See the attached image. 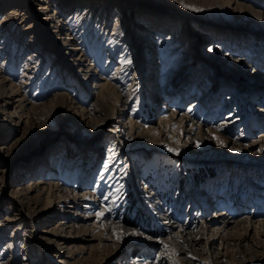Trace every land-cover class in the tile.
Returning a JSON list of instances; mask_svg holds the SVG:
<instances>
[{
  "label": "rangeland",
  "instance_id": "obj_1",
  "mask_svg": "<svg viewBox=\"0 0 264 264\" xmlns=\"http://www.w3.org/2000/svg\"><path fill=\"white\" fill-rule=\"evenodd\" d=\"M254 1L264 11V0ZM118 3L105 24L100 11L96 24L93 12L73 19L83 33L78 47L89 49L82 65L63 54L62 37L47 56L40 52L37 73L30 71L38 82L57 81L31 85L40 133L10 148L28 155L3 176L12 180L34 164L36 172L13 187L47 176L51 203L44 192L38 209L50 210L18 207L6 187L0 264H264V21L248 11L230 16L215 0ZM133 3L138 11L123 6ZM148 11L153 20L169 19L167 27L155 21L137 28ZM115 27L122 39L108 60L104 47ZM179 32L178 51L162 52V41ZM21 68L9 73L15 81ZM100 77L117 93L96 96ZM112 110L121 114L118 130ZM230 116L234 123L223 124ZM58 199L66 202L54 206ZM215 212L224 215L213 218ZM64 223L66 234L78 237L49 241L46 231Z\"/></svg>",
  "mask_w": 264,
  "mask_h": 264
},
{
  "label": "bare ground",
  "instance_id": "obj_2",
  "mask_svg": "<svg viewBox=\"0 0 264 264\" xmlns=\"http://www.w3.org/2000/svg\"><path fill=\"white\" fill-rule=\"evenodd\" d=\"M174 1L179 0H157V4H160L162 2L165 4H169L174 3ZM118 2L119 0H111L109 6L104 7L102 6L105 5L103 0H0V197L5 195L6 187L11 188L9 189V192H7V195L13 198L18 207L23 209H31L29 210V212L31 211L32 214L38 215L40 213H43L42 211L44 210H50L49 204H47V206L43 209H38L39 201H41L40 196L43 195L44 192H46L47 201L48 197L52 195V187L51 184L47 181V176H43V178L37 179L35 181H28L26 185L21 184L23 185V187L19 186L14 188L13 186L18 183V179H25L27 177V174H30L29 172H36L37 168L34 167V164L29 163L27 164L29 169L26 171V173H24L26 175L19 174L17 178H14L12 180H10V178L8 177L6 179V177L3 176L7 172V168L12 167L14 165L13 163L17 161V159L26 158V156L28 155L25 153V151L24 154L26 155H19L18 152L12 151L10 150V148L13 146L25 147L26 139L30 137L34 138L40 133L36 132V129H40L38 127L40 123H38L39 120H37V118L35 117L36 114L34 115V113H36L37 104L33 103L32 97H30L29 95L31 85H37L38 90H40L43 89L45 85H47L46 87L51 88V84L54 83V81H57L53 80L51 76L49 77V81L46 80V78H43L38 82V80H35L36 78H34L30 71H33V73H37V66H39L43 62V60L39 58V55L41 54L40 52H43V54L47 56L50 51L54 50L52 46L55 45V42H59V39L62 37L65 41L63 42V44H61V48L66 50L63 54L65 56H73V61H71L73 63L71 64L78 65L81 63L82 65L85 62L87 54L89 53V49L87 48L86 50L83 47H78L81 44L79 37H81L83 33L74 27V20L78 19L81 13L87 15L93 12L94 14L90 18V23L96 24L98 18H96L95 16L100 11V16H103L102 23L105 24V21L107 22V19H109V12H114L118 9L117 7L120 5ZM215 2L218 5L223 4L222 6L224 7V9H226L225 11H228L229 9L228 15L230 16L233 15L234 17H236L239 14L244 15L245 11H248L249 13L253 14V17H256L260 21H264V11L263 9H261L262 7L255 3L254 0H215ZM123 6H125V8H129V10L138 11L137 5H135L134 3L127 5L124 4ZM67 10H72L73 14H69ZM143 15L144 20H141L137 23L135 22L137 28H144L145 31V29L148 28L147 26L153 27L155 21H159V24H163L162 27L164 29L165 27H167L166 21L169 19L157 17L156 20H153L149 11L143 13ZM119 19H117V21L115 22L116 26L119 25ZM49 22L51 23V26L48 24ZM104 26L106 27V25ZM219 31L223 32V29L220 28ZM113 33H115L114 35H116V37L111 39V43L109 42V46L107 48L106 46L104 47V50L107 51L108 60L111 59L110 53L120 44L119 41L122 39V32L117 31L116 27L114 28ZM180 34L181 33L179 32V34L175 35V37L172 38L173 41H169L170 38L163 40L161 51L165 52L166 54L168 52L173 53L178 51V49L184 43V41L180 37ZM26 37H29V39L25 44L23 39ZM114 40H116V42ZM167 41H169V43ZM237 42L238 41L233 40L230 42V45H236ZM43 43L44 47H42ZM35 47L36 49L34 50ZM217 47V45H214L211 46V49H213L214 51ZM79 52H82L80 57H78ZM181 52L186 51L182 50ZM24 53L29 54V56L25 58V61L28 60V62L21 63V60L24 59ZM231 60L233 61V63H235L234 65L238 67L242 65L244 59H234L231 57ZM18 67H23L21 68L22 79H20L19 81H15L9 73H14L16 69H18ZM26 69L32 76L27 75L25 71ZM82 71L84 72L83 79L88 80L93 75L91 69L89 68ZM99 79H103V81H96V96H104V94L109 93L110 90L117 93L116 87H114L110 81L105 80L106 78L104 77H100ZM46 82L48 83L46 84ZM199 89L201 88L199 87ZM179 96L181 97V94ZM203 96L204 94H201L200 99L204 98ZM184 116H182L183 120L185 119ZM109 117L111 118V121L116 122V130L122 128L123 125H121L120 122L121 114H119L115 110H112V113H110ZM233 117L226 118V120L223 121V124H233L235 121ZM129 125L130 129H132L134 123L129 122ZM35 142L33 144H35ZM29 145H27V147ZM31 148L32 147H30L28 150H30ZM39 153H37L36 156H38ZM3 154H5V156L2 158ZM61 165L62 167H64L66 165V162L62 161ZM39 171L40 170H38V172ZM47 174L53 175V173L50 172H48ZM32 191H36L39 194L36 196H32ZM65 200L58 199L52 202H54L55 206L57 204H60L61 202H66ZM75 200L80 199L77 198ZM47 202L51 203L50 201ZM70 203L77 204L75 203V201ZM33 205H35V208L31 207ZM215 213L216 214H214L213 218L220 219L224 215L222 212ZM89 217L91 216L88 215L86 219ZM68 227L69 226L65 225V223L58 224V226H56L52 230L46 231V233L53 236L52 239L48 238L49 241H53L57 244H65L69 239L77 238V235L72 236L70 234H66V232L68 231L66 229ZM62 257L70 256L64 255ZM35 259L37 261H42L40 257H35ZM57 262L61 263L62 261L58 260Z\"/></svg>",
  "mask_w": 264,
  "mask_h": 264
},
{
  "label": "snow or ice",
  "instance_id": "obj_3",
  "mask_svg": "<svg viewBox=\"0 0 264 264\" xmlns=\"http://www.w3.org/2000/svg\"><path fill=\"white\" fill-rule=\"evenodd\" d=\"M197 146H199V145H197ZM97 215H102L101 213H97ZM165 249H167V245H165Z\"/></svg>",
  "mask_w": 264,
  "mask_h": 264
}]
</instances>
